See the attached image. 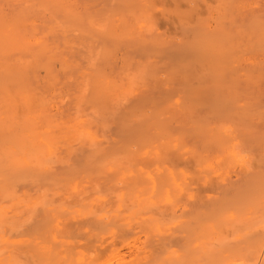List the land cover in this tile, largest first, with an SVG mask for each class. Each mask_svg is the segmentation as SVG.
Segmentation results:
<instances>
[{
	"label": "bare ground",
	"instance_id": "bare-ground-1",
	"mask_svg": "<svg viewBox=\"0 0 264 264\" xmlns=\"http://www.w3.org/2000/svg\"><path fill=\"white\" fill-rule=\"evenodd\" d=\"M50 1L30 0L31 7H24L22 10L16 7L17 13L12 14L14 17L10 16L11 19L4 16L3 11L0 14V85L10 82L12 80L10 76L16 77L13 79L15 82L23 83L27 82L29 74L39 72L49 74L51 66L49 63L52 64L49 57L53 51H50L53 48L49 46V36L52 35L49 31V14H53L51 11L53 5L61 8L62 0H52V4ZM72 1L73 5L77 2ZM126 2L121 5L129 8L124 9L128 11L127 14H133V11L140 9L139 17L134 12L136 18L151 22L146 26V29L149 28L147 34L144 32V35L139 34L141 44L154 42L163 36L165 31L162 30L161 34L162 31L159 32L161 28L167 30L168 34L167 28L177 24L173 30L170 29L175 35L169 33V36L171 39L175 36L173 41L176 38L180 44L186 46L190 44L188 47L193 49L191 51L184 47L182 50L186 51L185 53L180 50L183 57L178 56L182 54H176L178 58L174 62L170 60L172 64L163 61L177 51L175 49L177 44L173 46L175 50L169 48L168 51L173 52H170L171 55L167 53V58L160 57H165L168 51L163 50L164 55L162 52L154 53L157 56L161 55L159 61L163 60V63L157 64L158 68L154 67L153 75L156 72L161 73L158 78L164 80L162 77L166 74L168 80L163 77L166 79L165 83L162 84L163 81L158 80L157 84L151 83L149 88L145 86L149 92L150 89L154 91L161 83L159 84L161 88H156L152 94L146 92L142 96L137 95L138 98L135 96L137 99L132 101L133 103L129 102L132 103L129 105L130 109L139 106L142 109V102L148 101V98L165 104L175 93L173 97L176 105L173 104L178 108L176 109L178 114L174 119L183 129L191 131L190 144L184 147V151L179 150L180 152L177 151L180 139L173 140L174 145L170 152L166 148L156 147L139 153L136 151L138 148L128 151L126 147L123 150L128 152L120 158L116 157L114 151L100 156L92 155L91 152H78L67 168L62 171L58 167L52 168L53 171L51 169L49 173L53 182L49 186L48 216L52 223L49 227L53 228L49 232V237L33 236L30 239L33 247L26 246L29 238L11 244L7 242L8 235L6 236L5 231L14 233L19 229L15 224L17 202L14 197L12 199L9 197L22 195L23 192L15 191L14 186L12 187L14 182L8 186L9 177L7 180L3 176L0 185V264H264V0H126ZM70 4L72 3L69 2L65 8L63 7L67 10L65 17L70 16L73 9L69 8L72 7ZM134 4H138V8L130 9ZM156 5L160 9H156ZM85 6L88 7V4ZM149 10L152 15H149ZM33 16L38 23H35V20L34 24L30 23L29 20L32 22L30 17ZM122 18L118 17V21L119 19L122 21ZM132 18L136 20L133 15ZM111 20L113 21L112 18ZM110 21L104 24H111ZM63 29L65 31V28ZM139 37L137 35V40ZM133 44L129 47L132 48ZM180 44L179 49L182 48ZM145 48L147 49V46ZM166 48L167 46H163V49ZM144 49L139 48L135 51V48H132L129 54L143 53ZM190 52L195 54H189ZM98 53L96 52V56ZM104 55L103 58L110 59L108 54ZM127 58H130L129 55ZM149 63L142 68L150 70ZM91 64L90 60L89 65ZM167 74L172 75H169V78ZM134 75L136 78V74ZM158 78H152L153 82L156 83ZM150 105L154 106L155 102ZM152 108L148 111L152 112ZM48 115L49 113L43 115L44 120L38 114L40 119L35 116L39 120L38 125L44 123L48 130L42 134L33 133L28 138L29 140L33 137L36 146L45 148L43 153L46 158H49L51 154L49 151L52 150H49L50 136H42L49 135ZM149 129L139 133V137L135 138L139 145L144 143L146 136H149L146 135ZM123 130L128 134L127 128L124 127ZM164 132H161L162 136ZM3 138L8 143L15 140L14 135L6 130L3 131ZM127 139L130 140L128 136ZM127 139L125 137V140ZM34 156L39 160L42 155ZM44 160L46 164L47 160L46 162ZM40 161L42 162L41 159ZM39 163L36 167L40 170L46 168L47 164ZM84 166L87 167L85 174L77 171ZM133 167H139L135 168L136 173H131ZM45 194V190L41 191L37 195L38 199L42 202L46 200L48 197ZM43 204L41 205L47 208L46 202ZM123 211H127L128 214L121 217L119 214Z\"/></svg>",
	"mask_w": 264,
	"mask_h": 264
},
{
	"label": "rangeland",
	"instance_id": "rangeland-1",
	"mask_svg": "<svg viewBox=\"0 0 264 264\" xmlns=\"http://www.w3.org/2000/svg\"><path fill=\"white\" fill-rule=\"evenodd\" d=\"M63 1H64V3H63ZM75 1H77V2H75L76 4L74 3V5H73L72 0H69V1L68 0L67 1L62 0L63 5L61 3V8L57 7V5L56 6L53 5L52 6L53 8L49 7V8H52L51 11H53L52 15L49 14V16H50L49 17V29H50L49 31L52 34L49 36V46H50V48H53L50 50V51H52V50L53 51L51 53L49 52L51 54V56H50L51 58L49 57V59H50L49 62L52 61L51 62L52 64L49 63V65H51L53 67V68H51V66H49V74H45L44 72L29 74V75H27V79H28L27 82H23V83L15 82L13 79H15L16 77L10 76V78H12V80H10V82H8L7 84L4 83V84L0 85V135H1V137H0V176H1L0 177V185H1V181L4 178L3 176H5V179L7 178V180L9 177L10 181L8 180L7 185L9 186V184L11 182L12 183L14 182L15 184L13 183L14 185H12V184L11 185H12V187L14 186L13 188L16 189L15 191H17V193L23 192L22 195L17 194V195H13V196L9 197V199H12L14 197L15 201L17 202L16 210L18 211V213H17V217L15 218V224L18 226L19 229L16 231L17 233L16 232L10 233V231H8V232L5 231L6 236L8 235L7 236L8 238H6L8 244H11L14 241H20V240L23 241V240H26L27 238H29V240L27 239L28 242H27L26 246L27 247H30V246L33 247L34 246L33 242H32V240H30V239H32L33 236L40 237V235H41L42 237H45V238L49 237V232H51L52 228H53V227L52 228L49 227L50 224H52V223H50L49 216H48L49 215V208H48L49 207V186L53 182V181H51L52 179H50L51 177H50L49 173H50L52 168L58 167V169H61V171H62V169L67 168L68 165H70V163L74 161V158H75L74 156H76L78 152L79 153L91 152L92 155L100 156V155L106 154V153L111 154L114 151V154L117 155L116 156L117 158L122 157L125 153H127L128 151H130L134 148L135 149L138 148V149H136V151L138 150L137 152H139V153H142L143 151H145L147 149H151V148L154 149L156 147L166 148V150L168 152H170L172 150L173 145H174L173 144L174 139H176V140L180 139L178 142V149H177V151L180 152L179 150L184 151V149H185L184 147H188V144H190V141L192 139V137L190 136L191 131L189 132L188 129H183V127L180 126L181 124L178 123L177 120H175L177 117V114H178L177 113L178 108H176V106H175L176 104L174 103L175 97H173L175 95V93L172 94L171 99H169L168 102L165 103L166 105L158 102L157 100H153V99L148 98V101L147 100L145 101L146 103L144 101L142 102L143 104L141 103L142 109H140V106H139V108H135V109H130V107H129V105L132 104L138 98L137 95L142 96L146 92L147 93L150 92L149 94H152L156 90V88H158V89L161 88V85L159 86V84H161V83H159L157 85V87H155L154 91L150 89L148 92L147 90H148L149 85L151 83L157 84L158 80H160V81H163L162 82V84H163V83H165L164 80H166V79L168 80V78L165 77L166 76L165 73H164L165 76L163 75V77H165L166 79L162 77V79H164V80H161V77H160V79L158 78L159 75H162L161 73L156 72L155 75H153V73L155 72L154 67L158 68V66L161 65V62L163 61V60L159 61L160 58H167L168 57L167 53L170 54V52H173L171 50L169 52L168 51L169 48L174 49V47H173L174 44L175 45L177 44V46H176L177 48H175V49H177V51L174 49L175 52L171 53L172 56L168 57L166 60L163 61V62H165V61L170 62V64H172L174 62V60L176 61L178 56L183 57V53H181V52H184L183 51L184 47L187 50H188V48L190 50L192 49V48L188 47L190 44H188V46H186L185 44H182V43L180 44L179 41H176V38H174V41H173V37H175V36H173L172 39H171V36H169L170 35L169 33H172L173 35H175L174 32H170V29H172L174 27V25L177 26V24H173V25H171V27L167 28L169 31L168 34H166L167 30H165L164 28H161L159 32H161L162 30L165 31L164 33H163V31L161 32V34L163 33V36L161 35L163 38L158 37L157 39L154 40V42H152V43L148 42L149 45H147L148 43L147 44H141L140 43L141 38L139 37V34H143V35H144V33L147 34V32H148L147 29L149 30V28L147 27V29H146V26L148 25V23H151V22H148V20L143 21L139 18L143 22V23H140L141 21L136 18V16L139 17L138 13H139L140 9H137L136 12L133 10L138 8L137 6L139 3L136 5L134 4L135 6L133 5L130 8V9H133V7H136L135 9L131 10V11H133V14L131 12H129L135 17L136 20H134V18H132L131 14H130L131 16L129 14H127L128 11H126V10L129 8L128 7L124 8L121 5L123 2L125 3L126 0H75ZM6 2H7V4H6ZM11 2H12V0H5V1L0 0V7H1L0 8V14H2L4 12L3 15L7 16V18L8 17L10 18V16L12 14L17 13L16 10L18 8L16 9V7L21 8V10L24 7L25 8H28L29 6L31 7L30 0H13V2L12 3ZM50 2L52 4L53 1L51 0ZM69 2L72 3V4H70V6H72V7H69V8H73V9H71L72 10L71 12L72 13L74 11L75 12L73 13V15H71L72 13L69 10L68 12H70V16L65 17L66 15H64V14H67L66 13L67 10H64V8L67 4H69ZM133 2L136 3V1H133ZM8 3H9V5H8ZM65 3H67V4H65ZM87 4H88V7H86V6L85 7L88 10L85 9V7H84V5H87ZM101 6H102V8H101ZM62 8L65 12L62 10ZM79 8L80 9L82 8V10H80ZM158 8H159L158 5H156V9H158ZM113 9H115V10H113ZM124 9H126V10H124ZM55 11H56V13H55ZM111 11H112V13H111ZM18 12H20V11H18ZM89 12H90V14L88 15ZM134 12L136 13V16H135ZM49 13H51V12H49ZM77 13H79V14H77ZM150 14L152 15L151 11L149 10V15ZM79 15H81V17ZM127 15H129V16L127 17ZM74 16H75V18H74ZM90 16H91V18H90ZM142 16L140 15V17H142ZM11 17H14V16H11ZM118 17H123L122 18L123 20L121 21L120 20L121 18H120L118 21ZM30 18H32V22H31V20H29L30 23L34 24L33 21L36 19V17L34 18V16H33ZM111 18L113 19V21L111 20ZM53 19H54V21H53ZM91 19H93L94 21H92ZM165 19H167V17ZM110 20L112 21V23ZM137 20L139 21L138 22L139 24L136 22ZM29 21H28V23H29ZM109 21L111 24H108V23L104 24V23L109 22ZM96 22L98 25L94 24ZM120 22L123 25L119 24ZM35 23H38V20H35ZM152 24H154V23H152ZM89 25H91V26H89ZM103 26H104V28L105 27L106 28L104 29ZM140 26H142V27H140ZM154 27H155V24H154ZM63 28H65L66 32L64 31ZM101 28H103V29H101ZM72 31H74V34ZM69 32H70V34H69ZM53 33H56V34H53ZM61 33L64 34V36ZM82 34H84V35H82ZM135 34H136V36H134ZM137 35L139 37L138 40H137ZM52 38L55 40V42ZM80 39H81V41H80ZM103 39H104V41H103ZM167 39L168 40L171 39L173 43H171V40H169L170 42L167 43L168 42ZM178 39H180L179 36H178ZM160 40H161V42H159ZM80 42H82V43H80ZM109 42H111V43H109ZM177 42L180 44V46H182V48L181 47H180V49L178 48L179 44ZM133 43L134 44L136 43L135 46ZM139 43L141 44V46H139L140 45ZM126 44L127 45L129 44V45L127 46ZM130 44H133L134 47L132 46V48L133 49L135 48V51L139 48L144 49L147 46V49L146 48L144 49V51H146L145 52L146 54H144V51H143V53L138 52L137 54L133 52L134 55L132 53L129 54L130 49L132 50V48L129 47ZM194 45H195V43H194ZM137 46H139V47H137ZM163 46L164 47L167 46V48L163 49ZM67 50H68V52H67ZM163 50L168 51V52H166L165 57H160L161 55L157 56V54H154V53L162 52V54L164 55ZM180 50H181V52H180ZM114 51L116 52V54ZM96 52H99L97 56H96ZM89 53H90V55H89ZM101 53H103L102 55L108 54L110 59L108 60L107 57H106L107 59L103 58L105 55L102 56ZM150 53L153 55H156V57H154L153 55L150 56L149 55ZM142 54L144 55L143 57H142ZM174 54H175V56H173ZM176 54H182V55L177 56ZM189 54H192V53L190 52ZM193 54H195V53L193 52ZM125 55L127 57L129 55L130 58H127ZM123 57L124 58L126 57V59H124V60H128V62L122 60ZM147 57H148V59H147ZM157 57H158V59H157ZM171 58H174V59H171ZM52 59H54V60H52ZM96 59H97V61H96ZM90 60H91L92 66L89 65ZM94 60L96 62H93ZM98 60H100V62ZM139 60H140V63H139ZM170 60H172L173 62H171ZM70 61H72V62H70ZM130 61H131V63H130ZM143 61H145V62L148 61L147 64L149 62H151V63H149L151 66L150 65H148V66H150L149 69L152 71L145 69V67H144V69L142 68L146 64L145 62L143 63ZM158 61H159V63H158ZM53 63H55V64H53ZM77 63H78V65H77ZM147 64H146V66H147ZM157 64H159V65H157ZM114 65H116V66H114ZM111 67H112V69H111ZM60 68H62V69H60ZM65 70H68V71H65ZM108 70L111 72H109ZM145 70H146V72H145ZM147 72L149 73L148 75H147ZM133 73L136 74V78L138 80L135 78V75ZM137 73H138V77H137ZM82 75H83V77H82ZM133 75H134V77H133ZM169 75L170 74H167V76L170 78V76L172 74L170 76ZM114 76H115V78H114ZM139 76H140V78H139ZM147 77H148V79H147ZM152 78H155V79L158 78L155 81L156 83L153 82L154 79H152ZM82 85H84L85 87ZM93 86H95V87H93ZM145 86H148V88L145 89ZM154 86L155 85H153V87ZM87 87H88V89H85ZM17 90H19V91L17 92ZM138 90H140V91H138ZM39 93H40V95H39ZM135 96H137V98H135ZM79 98H81V99H79ZM34 99H35V101H34ZM41 99H43V100H41ZM45 100H47V101H45ZM44 101H45V103H44ZM129 102H132V103H129ZM152 102H155L154 106L150 105ZM148 105H150V108ZM35 106H37V107H35ZM151 107H153V108L155 107L154 109L152 108V110L154 112L153 111L150 112ZM166 108H168V109H166ZM149 109H150V111H148ZM7 113H8V115H7ZM25 113H27V114H25ZM48 113H49L48 116H49L50 120L49 121L47 120V121H48L49 125L46 123L45 124L49 126V135L47 134V135H42V136L43 137H49L50 136L49 137V144L51 145V147L53 145V147L51 148L49 145V150L50 149H52V150L49 151V154L51 152V154L49 155V158H46V156L44 155L45 148H43V147L39 148V146H36V142L32 139L33 137L29 140H28V138L31 137L33 133L42 134V133H44L43 131L48 130V128L44 125V123L41 126L38 125L39 124L38 119H40V117H41V119H43V117H44L43 115L44 114L47 115ZM37 114L40 115V117L37 116ZM97 114H99V115H97ZM162 114H164V115H162ZM35 116H37L39 118L36 119L37 117L35 118ZM171 116L173 117V119L175 116L176 117L173 120ZM160 118H161V120H160ZM44 119H45V117H44ZM175 122L178 126L175 124ZM53 125H54V127H53ZM124 127L127 128V131H129L128 130L129 128L130 129L132 128L131 129L132 131L130 130L127 134V132H125V130H123ZM162 127H164V128H162ZM173 127H175V128H173ZM34 128H35V130H34ZM107 128H109V129H107ZM149 128H151L152 132ZM40 129H42V130H40ZM146 129H149V131H150L149 132L147 130V132H146L147 133L146 135H149V136H146L147 138L144 140V143H141L139 145V143H138V141H136V139L139 137L138 136L139 133H143L144 131H146ZM4 130L10 131V133H12L14 135L15 140L11 141L9 143L6 142L3 138V131ZM27 130L30 131L31 134ZM107 130H109V131H107ZM141 130H143V131H141ZM164 130L165 131L167 130L170 132H167V131L164 132ZM80 131L82 132V134ZM161 132L162 133L164 132V136L165 135L166 136L165 137L162 136L163 134ZM58 133H59V135H58ZM130 133H132V134H130ZM133 133H135V134H133ZM151 133H153V135ZM86 134H88V135H86ZM136 134H137V136H136ZM52 136H53V138H52ZM77 136H79V137H77ZM127 136L129 137L130 140L127 139ZM125 137L128 141L125 140ZM1 138H3L4 142L1 141ZM17 139H18V141H17ZM83 139H87V140L83 141ZM188 139H190V140H188ZM45 140L46 139H44V141ZM91 141H93V143ZM84 143H85V145H84ZM30 144H32V145H30ZM28 145H29V147H28ZM83 145H84V147H82ZM22 146H23V148H22ZM32 146H34V147L32 148ZM126 147L128 150L127 152L125 150H123V148L126 149ZM35 151H39V152L35 153ZM117 152H118V154H117ZM33 153H34V155L40 154V156L41 155L42 156L38 160L33 155ZM27 154H29V155H27ZM30 157L32 159H30ZM11 158H13V159H11ZM114 158H115V155H114ZM28 159H29V161H27ZM40 159L42 160V162L44 159H45L44 160L45 162L47 160L46 164L50 167V169H49V167H47V165L44 162L43 163H44V165H46V168H42L41 170H43V171H41L38 167H36V164H38L39 162H40L39 164L42 163L40 161ZM51 163H52V165H51ZM64 163H65V165H64ZM53 164H55V165H53ZM10 167H12V168H10ZM135 168L138 169L139 167L138 168L135 167ZM135 168L133 167V170H131V173H136ZM39 171H40V173H39ZM52 171H53V169H52ZM77 171H80V172L85 174L87 172V167L86 166H84L82 168L80 167L77 169ZM21 174H22V176H21ZM126 175H129V174H126ZM129 178H131V177H129ZM11 179H13V180L15 179V180L12 181ZM104 179H106V178H104ZM22 181H23V183H21ZM141 183H143V181ZM12 187H9V188H12ZM13 188L11 190H13ZM44 190L46 191L45 195H47L48 198L42 202L41 200L38 199L37 195H39V193L41 191H44ZM30 196H32V197L29 198ZM35 199H37L39 201H37ZM19 202H20V204H19ZM40 202H42V203H40ZM45 202H46L47 208L45 206L41 205ZM39 205H41V206H39ZM38 207H40V208L42 207L43 209L42 208L40 209ZM19 211H20V213H19ZM127 214H128L127 211H123L119 215L121 217H123L124 215L126 216ZM29 216L30 217L32 216V218H30ZM46 221H47V223H46ZM43 223H44V225H43ZM35 230H36V232H35ZM46 233H47V235H46ZM9 235H10V237H9Z\"/></svg>",
	"mask_w": 264,
	"mask_h": 264
}]
</instances>
